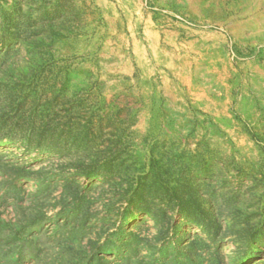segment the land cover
<instances>
[{
	"label": "rangeland",
	"instance_id": "1",
	"mask_svg": "<svg viewBox=\"0 0 264 264\" xmlns=\"http://www.w3.org/2000/svg\"><path fill=\"white\" fill-rule=\"evenodd\" d=\"M0 264H264V0H0Z\"/></svg>",
	"mask_w": 264,
	"mask_h": 264
}]
</instances>
